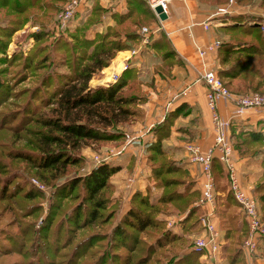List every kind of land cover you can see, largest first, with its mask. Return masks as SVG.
<instances>
[{
    "label": "trees",
    "instance_id": "obj_1",
    "mask_svg": "<svg viewBox=\"0 0 264 264\" xmlns=\"http://www.w3.org/2000/svg\"><path fill=\"white\" fill-rule=\"evenodd\" d=\"M67 1L12 0L13 4L10 11L17 15H25L28 11H31L29 14L43 10L58 12V8ZM92 1L89 0L90 6ZM129 1L130 7L127 12L115 17V25L106 29L105 33L96 34L93 39H88L83 35L82 43L86 51L80 56L77 68H74L70 74L59 76L60 82L53 86L49 92L44 90L40 97L38 92L41 91L38 88L45 87L49 73L40 78L38 84H35L28 91L32 98L24 105L17 107V117L20 118L21 115H24L17 126L7 127L8 122L5 124L0 122V135L7 131L13 132L14 137L17 130V141L25 145V147L17 150L9 151L6 156L11 160L17 159L28 163L36 171L35 176L43 178L47 175L53 181L61 179L68 173L69 168L83 163V156L77 153L79 150L91 143L101 145L110 142L122 143L125 139L123 127L133 120L140 121L143 118L142 106L145 102V96L142 91L139 71L133 61L129 62L128 68L120 74L115 83L93 89L89 87V82L93 76L100 74L103 69L107 68L119 52L133 49L142 41L141 29L150 27L152 20L157 18L145 0ZM252 1L235 0L237 4L242 5L250 4ZM9 5V0H1L0 2V8L9 9ZM261 7L264 8V0H261ZM98 16H100V10L95 6L90 10L85 22L92 27L98 22ZM241 17L240 15L233 17L232 24L225 28L231 39L228 42L220 43L217 51L219 52V65L222 67L227 64V68L218 69L217 75L224 86L233 94L242 95V92L247 91L264 94V31H261L256 25L244 24ZM25 22H27V17L22 22L9 23L7 36L10 38L14 30H19ZM71 27H73L72 22L63 34L57 35L56 39L51 42V48H54L61 41V38H66L67 35L70 38L74 37L73 33L78 30L76 31ZM84 32L86 35V28L83 29L82 33ZM157 33L156 36L148 39L146 46L149 43L151 47L159 45V49L160 47L163 49L162 58L171 59L174 53L169 40L162 32ZM52 34H54L52 29L47 27L33 34V37L36 42H39ZM240 38H246V40ZM39 48L42 49V46ZM233 56L238 57L234 62L231 59ZM241 57H245V59H241ZM153 59L157 60L155 55H153ZM172 64L173 62H168L166 65L172 66ZM33 100H37L38 103L32 105ZM170 123H172L171 120L165 119V122L153 129L154 138L144 143L149 177L155 181V187L161 189V194L156 203L150 202V189L145 194L137 190L128 202V209L119 216L121 202L118 200V202L113 203L111 194H114L115 186L110 182V179L120 168L109 163L94 166L86 175L63 181L61 185H58L59 192L56 191L55 195L59 199L70 198L78 186L82 189L83 195L70 213V219L72 217L76 225H81L77 227L79 230H84L97 221H99V225L115 221L107 239L114 237V245L122 248L126 246V241L123 243L120 237L127 240L128 236H132V239L135 240L137 235H148L152 230L157 231V237L147 246V252L142 257L134 260L130 254L103 253L99 256L102 260L98 264H104L108 257L113 262L112 264H158L160 258L152 259V255L166 249L171 244L180 242L183 239L182 233H190L196 228L201 208L194 204L199 199L200 193L192 190L191 186L186 183L187 174L185 170L179 162L168 156L161 143L163 137L167 136L169 132ZM19 133L22 134L19 136ZM263 142L264 137L262 135L251 133L236 143L235 147L240 156L252 155L251 148ZM1 157L2 153H0V159ZM6 169L9 167H0V181L4 180L0 186V202L5 199V186L10 181L9 177L18 179L16 174L1 178L3 177L2 170L8 171ZM212 173L216 193L219 188V181L226 180V175L216 160L212 163ZM226 184L225 188L222 187L224 191L226 189L223 198L216 200L215 197V214L219 219L223 243L220 253L222 249L227 252V246L224 242L230 241L233 235H241L242 241L246 235V224L228 189L227 180ZM263 185L264 180L253 190L254 196L258 195L256 198L258 204L259 202L264 204L263 195L260 194ZM107 191L111 192L109 198L103 197ZM29 195L27 197L35 196L34 194ZM162 207H174L179 213L186 214L181 221V234L166 229L163 220H158L154 216L155 211H162L165 214V210L160 209ZM233 208L237 211L235 210L236 213L231 214L230 211ZM83 209L85 211L84 217L81 215ZM81 217H83L82 223L78 222ZM226 217L231 221L229 222L231 226L223 228L224 223H220V218L223 220ZM94 236L93 233L85 236L76 245L72 256L64 264H75V257L79 256L82 246L89 244L88 247L91 249L90 244ZM233 251V254L229 256V264H242L241 250L233 249ZM128 252L133 253V251L130 252V249ZM161 255L163 256L161 259L167 258L166 252ZM200 257L201 253L188 252L182 257L179 256L178 259L169 258L165 264H199Z\"/></svg>",
    "mask_w": 264,
    "mask_h": 264
},
{
    "label": "rangeland",
    "instance_id": "obj_2",
    "mask_svg": "<svg viewBox=\"0 0 264 264\" xmlns=\"http://www.w3.org/2000/svg\"><path fill=\"white\" fill-rule=\"evenodd\" d=\"M9 1V9L0 8V122L4 124L8 122L6 126L13 128L17 126L20 119H23L24 116L21 115L20 118L19 116L17 117V107L31 100L32 97L28 91L31 90L35 84H38L40 78L46 75V73L50 74L46 80L45 87L38 88L41 91L38 92L39 97L44 90L49 92L53 86L60 82L59 76L70 74L74 68H77L80 56L86 51L82 42L83 35L84 37H87V35H85V32H82L83 29L86 28L87 34L91 25L85 22L86 17L84 16L79 21H77V18L73 19V27L71 28H74V30L76 29V31L78 30L73 33L74 37L70 38L69 35H67L66 38H61V41H59L54 48H51V42L56 39L57 35L52 34L51 36L49 35L48 38L36 42L33 34L40 32L44 28H51L57 12L43 10L42 12L35 11L29 14L31 11H28L25 15H17L10 11L13 3L11 2L12 0ZM62 6L63 5L58 8V11ZM26 17L27 22H25L19 30H14V33L9 38V36H7V25L13 22L17 23V21L22 22ZM240 39L246 40V38ZM39 46H42V49L39 48ZM117 55H119V53ZM124 56L127 55L124 54ZM44 57L45 59H43ZM123 58V55H119L117 61H115V63L117 62L116 66L112 65L109 67L110 64L108 66L109 68L107 67L103 69L100 74L93 76L89 82V87L93 89L112 84L110 81L111 75L119 72ZM237 58V56H233L231 58L232 62L236 61ZM241 59H245V57H241ZM105 82H107V84H104ZM242 93L246 94L249 93V91ZM37 103V100H33L31 104L35 105ZM138 122L140 121L133 120L131 123L125 125L123 127L125 135L138 131ZM15 132L16 134L14 137L13 132L7 131H4L0 135V153H2L0 167H9V169H6L8 171L2 170L1 173L3 177L1 178H5L10 174H16L18 177V179L12 176L9 177L10 181L5 186V199L0 202V264H64L66 260L72 256V252L76 245H78L85 236L91 235L92 233L95 234V236L90 244L91 249L88 247L89 244H87V246H82L79 251V256L75 257V264H98L102 260L99 256L103 253L130 254L132 259L136 260L147 252V246L158 235L156 230H152L148 235H137L135 240L132 239V236H128L127 240H123V237H120L123 243L126 241L125 244L128 247L124 246V248H122L121 246L114 245V237H111L109 240L107 239L109 234H111V227L115 221H109V223L105 225H99V221H97L94 225L92 224L84 230H79L77 227L81 225H76L72 217L70 219L71 210L75 204L80 201L83 195L80 186L75 189L72 196L68 199H59L57 195H55L56 191L59 192L58 185H61V182L86 175L90 169L95 166L94 163L97 156L122 146L124 140L122 143L110 142L103 145L91 143L85 146L77 152L83 156V163L79 166L69 168L66 175L61 179L59 178L57 181H53L49 179L47 175L43 178L35 176L36 171L32 169L28 163L17 159L11 160L6 156L11 150L25 147L23 143L17 141V130ZM21 134L22 133H19V136ZM251 151L253 154L246 155L247 157L253 158L262 154V163H264V142L254 145ZM116 159L117 158L113 159L111 157L108 162L112 163ZM257 162L259 161L255 163ZM261 168V174L257 180L256 186L264 180V164H261ZM127 176L121 178L122 185L119 189V195L117 194L118 191L115 186L114 194L107 191L103 196L109 198L112 195L113 203L120 200L119 216L128 209V202L133 195V190L136 189V185H134L132 189L125 188V183L127 182L125 179H127ZM1 182H4V180L0 181V186ZM138 185V188H143L144 180L141 179ZM262 188L260 194L263 195L262 200L264 201V185ZM154 189L159 191L158 188L155 187V181L154 187L150 189V192H153ZM26 193L27 195L25 196ZM29 194H34L35 196L27 197L30 196ZM154 194V196H157L156 193ZM255 197L257 198L258 195H255ZM198 200L195 204L199 207ZM150 202L153 204L156 203L157 198H152ZM258 207L261 217L264 220V204L259 202ZM156 208L158 209V207ZM160 209L165 210V214L162 211H155L154 216L158 220H163L166 229L176 234H181L180 231L174 230L175 227L181 226V221L186 214L179 213L177 208L174 207H162ZM235 210L237 211L235 208L231 209V214L233 212L236 213ZM229 214L228 217L230 218ZM81 215L84 217V209ZM83 217H81L78 222L82 223ZM198 217V224L195 229L190 233H182L183 239L180 242L171 244L166 249L156 252L155 255H152V259L160 258V263L158 264H165L169 258L178 259L179 256L182 257L188 254V252L201 253L193 249V240L199 231L202 230L200 225L202 211L198 214ZM228 217L223 218V220L220 218V223H224V227L222 226L223 228L231 226V223H229L231 221H229ZM48 224H50V226H48ZM224 243L225 246H227V252L222 249L220 254L221 262L219 263V259L218 264H229V256L233 254V249L241 250L243 257L242 264H264V238L259 242V249L251 259L246 257L242 251L241 246L243 241L241 235H233L230 241H225ZM110 246H112L111 249H109ZM128 249H130V252L133 251V253H129ZM165 252L167 258L161 259L163 257L161 254ZM198 262L199 264H206L202 257L199 258ZM112 263L113 262L109 260L108 257L104 264Z\"/></svg>",
    "mask_w": 264,
    "mask_h": 264
},
{
    "label": "crops",
    "instance_id": "obj_3",
    "mask_svg": "<svg viewBox=\"0 0 264 264\" xmlns=\"http://www.w3.org/2000/svg\"><path fill=\"white\" fill-rule=\"evenodd\" d=\"M129 2V0H93L90 8L76 14L74 19L77 18L79 21L83 16L87 17L92 8L98 7L100 10L98 22L86 34L87 38L93 39L96 34L105 33L106 29L115 25V17L127 12L130 7ZM226 6V0H173L169 2L167 19L160 21L155 18L149 28L162 32L169 40L174 53L171 59L162 58L163 49L161 47L159 49V45L151 47L149 43L146 46V44L142 45V41L133 49L119 52V55L125 57L124 54L127 55L129 51L137 50V54L131 61L139 71L145 102L142 106L143 118L137 123L139 130L132 133L141 136L140 139L127 146L119 157H115L117 159L113 160L114 162H107L120 168L110 179V182L116 186L118 195L122 185L121 178L128 174L130 175L125 179L127 181L125 184H128L129 180H133L131 189L136 185L132 194L137 190L145 194L148 189L154 187V180L149 177L148 173L144 143L154 138L153 129L165 122V119L171 120L172 123H170L167 136H164L161 141L162 147L172 160L181 164L187 174L186 183L191 186L192 190L200 193L199 170L197 166L189 162L185 146L194 143L202 151H207L214 145L216 132L206 104V87L201 77V58L190 36H193L198 46L205 48L214 40H219L221 43L230 41L225 28L232 24L233 17L240 15L244 20L243 23L249 25H254L264 18L261 0H253L247 5L235 2V5L231 7L230 14L218 15L217 11ZM204 23L209 26L207 30H204L202 26ZM119 55L111 61L109 67L116 66L117 62L115 63V61ZM153 55L157 60L153 59ZM207 60L216 70L227 68V64L222 67L219 65L218 51L210 55ZM168 62H173L172 66L166 65ZM232 110L233 103L229 101L221 102L218 105L219 115L223 119L229 120V129L226 135L233 147L232 156L239 170L240 182L244 188H251L253 193L262 170V154L253 158L240 156L235 145L251 133L264 137V110H248L241 117L232 116ZM214 160L218 162L217 159ZM256 161L259 162L255 163ZM141 179L144 180V185L143 188H138ZM226 185L225 179L219 181L216 200L223 198L226 189L224 191L222 187L225 188ZM158 190L154 189L153 192H150L151 199L160 196L161 189L158 188ZM154 193L157 196H154ZM201 211L203 215L202 208ZM243 221L246 224L244 218ZM215 223L220 231L218 218L215 219ZM180 229L181 226L175 227L174 231H180ZM202 234L201 230L195 238ZM220 237L222 238L221 231ZM220 254L215 261L216 264L219 259V263L221 262Z\"/></svg>",
    "mask_w": 264,
    "mask_h": 264
},
{
    "label": "built area",
    "instance_id": "obj_4",
    "mask_svg": "<svg viewBox=\"0 0 264 264\" xmlns=\"http://www.w3.org/2000/svg\"><path fill=\"white\" fill-rule=\"evenodd\" d=\"M173 0H147L149 7L153 10L160 6L163 13L167 15V5ZM235 5V0H228L227 6L220 8L217 14L220 16L231 13V7ZM89 0H68L64 3L61 9L57 12L51 29L54 35L62 34L73 21L76 14L85 9H89ZM155 13V12H154ZM158 18V16L155 14ZM264 31V18L255 23V25ZM204 30L209 28L207 23L202 24ZM157 29L143 28L140 31L142 35V45L147 44L148 39L155 36ZM195 49L201 58V77L206 87L205 99L207 107L211 113L212 123L215 128L216 136L214 145L207 151H202L201 148L194 143H189L185 146L189 162L198 167L200 182V197L198 205L204 210V214L200 218V225L203 234L194 238L193 249L201 252L202 259L206 264H216L215 261L220 254L221 237L218 226L215 223L216 205L214 191V176L212 173V163L217 159L222 170L226 175L228 189L232 194L235 202L238 205L239 211L242 214L246 225V235L242 243V251L246 257H251L257 252L259 242L264 238V220L261 217L258 201L251 192V188H244L240 182L239 170L233 161V147L227 139V131L229 129V120L223 119L218 112V105L221 102L229 101L233 103L231 115L234 117L243 116L248 110H264V94L246 93L242 95H233L224 86L217 75V70L208 63L207 58L213 55L220 46L219 40L212 41L205 48L196 44L193 36H190ZM137 54V50H131L124 57L122 66L118 73L111 75V83L118 80L120 73L128 68L129 62ZM108 82V81H107ZM105 82L104 84H107ZM107 86V85H106ZM141 136L134 134H126L125 142L122 146L106 151L102 155L95 158V166L107 163L109 158H115L121 155L127 146L132 145L139 140ZM133 180H129L125 188L131 189Z\"/></svg>",
    "mask_w": 264,
    "mask_h": 264
},
{
    "label": "water",
    "instance_id": "obj_5",
    "mask_svg": "<svg viewBox=\"0 0 264 264\" xmlns=\"http://www.w3.org/2000/svg\"><path fill=\"white\" fill-rule=\"evenodd\" d=\"M154 12L158 16V19L160 21H164V20L167 19V15L165 13H163V10H162V8L160 6L156 7L154 9ZM256 26H257V24H256Z\"/></svg>",
    "mask_w": 264,
    "mask_h": 264
}]
</instances>
